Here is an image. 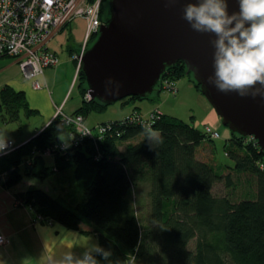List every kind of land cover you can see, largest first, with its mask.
Segmentation results:
<instances>
[{"label":"trees","instance_id":"obj_1","mask_svg":"<svg viewBox=\"0 0 264 264\" xmlns=\"http://www.w3.org/2000/svg\"><path fill=\"white\" fill-rule=\"evenodd\" d=\"M108 16L109 0H102V21ZM184 77L201 93L183 62L166 69L155 93H163L164 81L176 84ZM77 87L83 103L71 116L86 118L110 107L86 100L88 84L81 70ZM152 98L129 97L120 102ZM38 114L24 92L10 86L1 90L4 125ZM101 128L102 134L95 139L75 144L73 127L57 115L37 136L0 158V182L12 189L24 178L44 182L71 172L72 192L82 193L81 201L68 199L69 189L64 197L55 198L34 185L16 197L34 210L37 221H51L74 231H82L84 223L92 226L99 247L111 252V264H264V152L257 141L231 132L225 152L234 165L225 166L231 171L225 174L197 159L198 148L214 140L174 116L162 113L150 127L127 117ZM2 135L0 128V141ZM64 136L71 141H64ZM124 145L127 148L122 151ZM48 150L53 165L48 162ZM233 174L255 181V194L245 193L239 201H233L231 194L214 196V185L221 181L228 189L234 187ZM142 186H148L145 196L139 190ZM143 197L149 206L145 214L139 211ZM93 254L100 264H109Z\"/></svg>","mask_w":264,"mask_h":264},{"label":"water","instance_id":"obj_2","mask_svg":"<svg viewBox=\"0 0 264 264\" xmlns=\"http://www.w3.org/2000/svg\"><path fill=\"white\" fill-rule=\"evenodd\" d=\"M189 2L198 0H109L107 22L79 62L87 95L107 106L129 97L148 99L166 69L183 62L224 126L253 138L264 152V96L223 93L208 83L215 35L198 33L183 19ZM227 4L229 14L239 13V0Z\"/></svg>","mask_w":264,"mask_h":264},{"label":"crops","instance_id":"obj_3","mask_svg":"<svg viewBox=\"0 0 264 264\" xmlns=\"http://www.w3.org/2000/svg\"><path fill=\"white\" fill-rule=\"evenodd\" d=\"M78 21H81V23L77 24L76 22ZM83 21L85 22L84 19H76L63 30L53 31L45 45V48L48 51L55 53L59 58L58 67L45 71L44 76L40 79L43 88L41 90H37L39 95L44 96L50 103L51 106L49 111L48 109L41 108L40 106L31 103L29 97H31L33 94H30L28 91V83L24 82L28 80H25L22 74L20 75L22 76L20 79L18 73L14 72L18 64L16 62H7V59H0V92L5 86H10L17 91H22L25 93L31 108L37 110L39 112L38 115H40V112H44L46 115L44 120L36 123L37 125L34 128L29 129L26 133L23 131L21 135L17 134L10 136L8 134L6 137L2 135L1 141H11L16 146H21L29 142L33 137L37 136L41 130L47 127L55 119L56 111H63L64 114L71 115L82 106L83 98L81 94L79 95L78 99H75L73 94L74 89L78 88V74L76 69L77 61L73 60L71 62L72 64L76 65L74 67L75 70L73 74L71 72L69 76L62 80L63 82H59L58 73L63 72L64 70H60L62 65H60V57L55 51L57 46H54V51H51L50 48L52 42L58 37L61 39L62 46L68 45L69 43H67V39L64 36L63 31H67L72 27L74 36L77 34L76 38L78 40H82L79 41L77 46L74 45L67 47V53L69 54L70 58H72L73 54L79 51L85 39L86 30L85 32L77 30L75 33V30L79 27V25L84 24ZM1 61H3V63ZM67 61L69 62V60ZM70 99H72L73 110L66 112L65 109L70 104ZM148 101L156 102V99L153 97ZM139 103L142 102H133L132 105L135 106L132 109V112L134 110L138 113L140 112L141 108L139 107H141L142 104ZM61 108H63V110H61ZM153 110H155L154 107L152 109L150 108L145 114L141 112L140 114L146 116L153 112ZM90 115L85 118V121L86 125L91 129H96L98 126L108 122L118 121L117 119H103L99 120L98 122L95 120L91 126L88 125V122L90 121ZM129 116H131V114ZM125 118L126 117L123 119ZM4 126H1L0 128H3ZM70 141L71 140L69 139V142ZM48 162L50 165H53V158H48ZM31 185V183L25 184L27 187L26 189L25 186L20 188V185L9 189L4 185L3 182H0V235H4L8 238V243L5 246L0 247V264H57V260H59L65 253L69 251L74 255V257L80 258L83 256L85 251H90L93 246H99L98 237L93 233L92 226L87 223H84L81 226L82 231H74L69 230L57 223L50 224L46 221H37L35 219L34 210L29 206L21 204L16 197L17 194L26 191ZM54 185L57 186L56 190L59 192V197H64L67 190L69 189L68 199L71 198L75 201H81L83 199L82 193L75 195L72 192V187L74 184L72 181L71 172L66 176L61 175L56 177ZM47 192L49 193L50 191L47 190Z\"/></svg>","mask_w":264,"mask_h":264},{"label":"built area","instance_id":"obj_4","mask_svg":"<svg viewBox=\"0 0 264 264\" xmlns=\"http://www.w3.org/2000/svg\"><path fill=\"white\" fill-rule=\"evenodd\" d=\"M102 0H0V59L10 58L15 60L25 80L32 83L34 90L43 88L40 79L46 70L57 68L59 58L55 53L45 48L53 31H60L66 28L76 19H84L87 23L86 35L79 51L73 54L78 63L81 56L88 49L90 40L99 34L103 25L101 17ZM79 66L77 74H79ZM163 92L176 93V85L173 82L162 83ZM89 99V96H86ZM65 125L71 126L74 133L71 134L75 144L85 138H94L101 135L103 128L99 126L91 129L86 125L85 118L81 115L71 116L59 111ZM56 115V116H57ZM161 113L156 110L144 116L138 114L137 118L129 116L132 123L148 126L158 118ZM139 119V122L134 121ZM205 133L212 139L217 140L220 135L212 132L210 128ZM4 142L6 147L0 151V158L12 152L19 146L11 141ZM52 155L51 150L46 152ZM0 247L8 243L4 235Z\"/></svg>","mask_w":264,"mask_h":264},{"label":"rangeland","instance_id":"obj_5","mask_svg":"<svg viewBox=\"0 0 264 264\" xmlns=\"http://www.w3.org/2000/svg\"><path fill=\"white\" fill-rule=\"evenodd\" d=\"M105 6L107 10V5L105 4ZM105 15L107 17L108 15L107 11ZM76 23L77 24L81 23V21H78ZM86 29H87V23L85 21L84 24L79 25V27L75 30V33L77 30L85 32ZM63 33L67 39V43L69 44L62 46L61 39L60 37H58L52 42L51 48H50L51 51H54V46H57V49L55 51L58 53L60 57V63H61L60 65H62V68L60 70H64L63 72L58 73L59 82H63L62 80L65 79V77L69 76L71 72L73 74L75 70L74 67L76 66L75 64L71 63L74 60V58L73 56H72L73 59L70 58L69 54L67 53V47L74 46V45L77 46L79 44V41H82L76 38L77 34H75L74 36V33L72 32V27L67 31L64 30ZM91 46L92 44L90 45V47ZM3 59H7V62H10V63L15 62V60L10 59V58H3ZM67 60H69V62ZM1 62L3 63V61ZM78 66L79 64L77 65V68H76L77 71H78ZM19 68L20 67L17 65L14 72L15 73L17 72L18 76L21 79L22 76H20L21 73H20ZM24 82L28 83L27 85L28 91L30 92V94L31 93L33 94L31 95V97H29L31 103L34 105H38L41 108L48 109L49 111L51 105L48 102V100L44 96H40L37 90L36 91L33 90L31 82H28V81H24ZM166 82H168V80H166ZM175 85H176V90H177L176 93L163 92L160 95H157L155 93L153 97L154 99H156V102L155 101L154 102L144 101L142 103H139V104H142L141 107H139L141 108L140 112L145 114L146 112H148L150 108L152 109L154 107L155 110L153 111L158 110L161 114L163 112L164 114L174 116L189 124H192L195 128L201 130L202 132H205L207 128H210L212 132L218 133L220 135L219 139L214 140V142H206L200 148H198L197 159L204 161V162H209L218 171L225 172V174H228L231 171L229 169L225 170V166L231 167L234 165L231 158L228 157L225 152V145L227 144L229 138L231 137L230 129L224 126L222 120L220 119L216 111L213 109V107L208 102L206 97L196 89L193 83H191V80L189 77H184L179 82H177ZM33 92H37V93H33ZM73 94H74L75 99L79 98L80 93H79L78 88L74 89ZM86 100H91V99L89 98ZM132 104L133 102H130L127 105H122L121 102H118L110 106L107 109V111L103 114H91L89 116L90 121L88 122V125L92 126V123H94L95 120L98 122L99 120H103V119L119 120V119H123L124 117L127 118L129 117L130 114L131 115L133 114L132 109L134 108L135 105H132ZM72 105H73L72 99H70V104L65 109V111L66 112L72 111L73 110ZM61 110H63V108H61ZM58 112L56 111L55 116L58 114ZM45 116L46 115L44 114V112L43 113L40 112V115L31 116L28 119L22 118L20 122L6 125V126L2 124L1 119H0V127L4 126L3 127L4 137H6V135L8 134L10 136H14L17 134L21 135L23 131L26 133L29 129L34 128L37 125L36 123H39L41 120H44ZM104 130H106L105 126H104ZM63 140L66 142H69V137L64 136ZM126 146L127 145H124L121 148V150L125 151L127 148ZM47 157L52 158V155H47ZM233 178H234V181H233L234 187H231V189L227 188L225 181H221L217 183L216 185H214V188H213L214 196L224 197V196H227L228 194H231V198L233 201H239L245 196V193L252 194V195L255 194L256 183L255 181L253 183L250 177L243 176V175L238 177L236 174H233ZM55 180L56 178H52L50 180L40 182L37 180L24 178L23 182L20 184L19 187L22 188L25 186V184L31 183L35 187L42 189L44 191L49 190L50 191L49 193L52 196L59 197V192H57L56 190L57 186L54 185ZM250 181H251V184H250ZM26 188L27 187L25 186V189ZM139 190H141L142 195L145 196V193H147V190H148V186H142L141 188H139ZM142 199L143 201L141 200L140 202L144 203L145 206L143 205L141 209L139 208V211L145 214L149 210V206H148V201L145 199V197H143ZM140 212H139V215H140ZM49 223L54 224L51 221H49ZM193 247H194V243L191 244V248Z\"/></svg>","mask_w":264,"mask_h":264},{"label":"clouds","instance_id":"obj_6","mask_svg":"<svg viewBox=\"0 0 264 264\" xmlns=\"http://www.w3.org/2000/svg\"><path fill=\"white\" fill-rule=\"evenodd\" d=\"M239 2L240 11L233 14L228 12L227 0L189 2L183 8V19L194 31L215 35L214 77L209 76L208 83L223 93L238 91L242 97L251 90L255 98L264 96V0ZM257 84L260 88L255 87ZM5 147L0 142V151ZM93 253L111 264V252L99 246L85 251L80 258L69 251L57 264H100Z\"/></svg>","mask_w":264,"mask_h":264},{"label":"bare ground","instance_id":"obj_7","mask_svg":"<svg viewBox=\"0 0 264 264\" xmlns=\"http://www.w3.org/2000/svg\"><path fill=\"white\" fill-rule=\"evenodd\" d=\"M132 117H134V118L138 117L137 111H135V110L133 111ZM156 119L153 121V123L150 126H152L155 123ZM134 121L139 122L140 120L139 119H134ZM138 125H140V123Z\"/></svg>","mask_w":264,"mask_h":264},{"label":"flooded vegetation","instance_id":"obj_8","mask_svg":"<svg viewBox=\"0 0 264 264\" xmlns=\"http://www.w3.org/2000/svg\"><path fill=\"white\" fill-rule=\"evenodd\" d=\"M106 22H107V20L103 22V25H104ZM91 41H92V39H91L90 42L88 43V47H87V48H90Z\"/></svg>","mask_w":264,"mask_h":264}]
</instances>
